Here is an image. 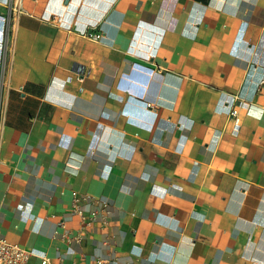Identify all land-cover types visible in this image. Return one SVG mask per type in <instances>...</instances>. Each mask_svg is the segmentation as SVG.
Returning a JSON list of instances; mask_svg holds the SVG:
<instances>
[{
    "label": "crops",
    "instance_id": "1",
    "mask_svg": "<svg viewBox=\"0 0 264 264\" xmlns=\"http://www.w3.org/2000/svg\"><path fill=\"white\" fill-rule=\"evenodd\" d=\"M263 78L264 0H0V237L29 264H264ZM74 193L109 206L87 225Z\"/></svg>",
    "mask_w": 264,
    "mask_h": 264
},
{
    "label": "built area",
    "instance_id": "2",
    "mask_svg": "<svg viewBox=\"0 0 264 264\" xmlns=\"http://www.w3.org/2000/svg\"><path fill=\"white\" fill-rule=\"evenodd\" d=\"M15 3V0H12ZM19 3L13 4V10L19 11L20 10ZM58 16H54L56 19ZM3 31L5 33V37L3 38L4 41V56L2 58V82L4 80V77L8 73V66H9V59H10V52H9V41L11 40V29H12V22L11 18L8 17V19L3 20ZM87 37L96 40H99L101 38V33L98 30H91L88 31L85 34ZM262 85L264 86V78L262 80ZM239 112L237 108H233L230 112V116L234 119L236 123V129L235 132L237 133L239 131V128L241 126V119L239 117ZM92 201L93 203H101L104 208H108L109 204L107 202L101 201L98 198H94L91 195L85 194V195H79L78 193H74L73 196V211L74 213H78L82 216L83 220H85L87 225H90L92 222L96 221L97 218V211H94L89 217H86L82 213L81 203L82 202H88ZM59 228L62 229V232L59 230L56 232V234H62V238L67 241H76V242H82L83 234L81 232H78L76 234H73L69 228H67V224H65L64 221H61L59 223ZM31 252L27 251L20 245L16 243H12L5 239V237H0V264H29L31 256ZM49 257L44 256L41 264H50ZM110 258H98L97 264H110L111 263Z\"/></svg>",
    "mask_w": 264,
    "mask_h": 264
}]
</instances>
